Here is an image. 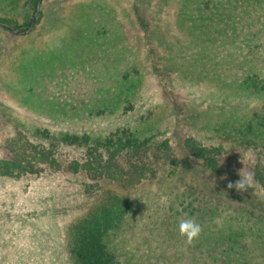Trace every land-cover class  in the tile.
Wrapping results in <instances>:
<instances>
[{
  "label": "rangeland",
  "instance_id": "1",
  "mask_svg": "<svg viewBox=\"0 0 264 264\" xmlns=\"http://www.w3.org/2000/svg\"><path fill=\"white\" fill-rule=\"evenodd\" d=\"M26 1L0 0V17L23 24L31 13ZM174 5L158 0H42L29 32L17 34L0 27L1 157L18 156L24 143L19 133L32 145H48L49 139L38 135L36 127L93 138L126 127L138 131L139 137L162 131L161 138L168 140L166 148H150L136 168L128 166L124 153L113 157L114 177L74 170L72 162H81L85 148L76 143L58 146L54 140L59 165L39 164L35 172L17 177L0 175V264H76L67 251L70 227L111 194L127 198L130 212L114 222L113 232L120 234H111L109 248L121 264L148 262L134 245L138 234L147 240L143 235L152 230L155 213L149 206H162L182 191V182L170 178L168 159L176 155L172 124L178 119L185 126L188 117L202 113L208 104L216 113L225 105L230 117L241 113L232 103L236 90L220 86L200 70L195 80L188 76L181 56L192 48L178 47L174 53L164 42L150 41L152 26L160 29V39L174 43L177 37L192 36L177 25L179 7ZM238 41L233 43L239 54L255 43L244 47L246 40ZM218 47L220 53L235 50L227 42ZM46 61L47 78L32 77L31 71ZM121 71L132 80V87L124 90L127 102L118 98ZM210 92L228 101L211 103ZM190 131H202L201 125L194 124ZM229 135L219 156L223 175L235 182L239 173H250L257 164L264 177V134L261 139L254 136L260 147L249 150L238 143V136ZM101 152L107 159V152ZM247 210L253 216L263 214L255 206ZM246 234L240 244L258 241L251 232ZM259 240L264 243V229ZM260 244H255L258 252ZM253 262L264 264V258L257 255Z\"/></svg>",
  "mask_w": 264,
  "mask_h": 264
},
{
  "label": "trees",
  "instance_id": "2",
  "mask_svg": "<svg viewBox=\"0 0 264 264\" xmlns=\"http://www.w3.org/2000/svg\"><path fill=\"white\" fill-rule=\"evenodd\" d=\"M158 1L168 3L170 7L174 4L175 8L179 7L180 19L177 25L192 36L177 37L174 43L168 38L160 39V29L152 26L155 28L149 34L150 41L161 45L164 42L170 49H175L170 51L174 53L179 51L178 47L182 51L192 48V51L189 49L181 56L182 65L189 68L188 76L195 80L197 70H200L206 74L205 77L211 75L216 78L220 86L236 90L232 103L237 104L234 107L241 113L239 117H230V110L225 105L220 113H216V107L208 104L202 113L188 117L185 126L181 127L179 120H174L171 135L176 155L168 159V164L172 166L169 175L172 180L182 182V191L174 193L162 206H149V211L155 213V221L151 222L152 230L148 228L145 231L143 236L147 240H140L138 234L135 238L139 241L134 248L149 258L145 264H253V258L257 255L264 258V243L260 244L259 240L261 230L264 229V177L256 164L250 168L253 177L251 188L243 193L238 192L235 187L230 189L228 184L234 182L223 175L219 156L223 153L225 138L231 137L229 134L238 136V143L245 150L261 145L255 142L254 136L261 139L264 134V0ZM36 2L37 0L26 1V4L31 5V13L23 24L1 17L0 22L18 28L27 27ZM187 22L189 25L185 24ZM0 27L11 31L9 26L0 24ZM189 39L193 40L188 44ZM234 39L246 40L244 47H250L251 42L255 43L239 54L237 45L233 43ZM224 42L233 45L235 50L227 53L223 50L220 53L218 46ZM56 51L60 52L58 48ZM46 64L49 66L46 61L38 70L31 71V76L44 79ZM40 68L42 76L38 73ZM127 75L128 72L122 71L119 75L121 82L118 98L125 102L128 97L124 90L132 87V80ZM208 97L211 103L221 100L226 104L228 101L227 97H218L216 92L208 93ZM55 105L56 103L52 104L53 107ZM217 115L219 117L216 118ZM194 124H200L202 131L191 133L190 127ZM33 130L38 135L47 137L48 145H32L19 133L21 139H24L21 150L19 149L16 157L0 156V175L17 177L22 173L35 172V167L39 164L45 163L51 167L59 165L54 157L52 140L58 146H62V143H76L77 147L85 148L81 162H72L74 170L82 168L93 175L96 171L108 177H114L113 157L115 159L124 153L128 166L136 168L134 165L140 164L139 158L145 157L150 148L160 150L168 147L167 138H161L162 131L152 133L149 137H139L136 135L138 131L120 127L104 137L93 138L86 134L62 131L51 133L40 127ZM102 150L107 152V159H104ZM96 205L85 217L71 225V243L67 251L76 264H121L114 249L111 250L107 243L111 234H120L113 232L114 222L130 212L128 200L111 194ZM248 206H255L263 214L253 216L247 210ZM233 214L239 215V218ZM189 217L202 226L199 238L190 245L178 231L179 221ZM248 232L258 241L254 243L250 240L249 244H240ZM124 235L126 236L125 232ZM255 244H260V252L255 249Z\"/></svg>",
  "mask_w": 264,
  "mask_h": 264
},
{
  "label": "clouds",
  "instance_id": "3",
  "mask_svg": "<svg viewBox=\"0 0 264 264\" xmlns=\"http://www.w3.org/2000/svg\"><path fill=\"white\" fill-rule=\"evenodd\" d=\"M253 177L250 173L240 174L239 179L233 183L228 184V188H233L238 192H245L252 186ZM179 235L184 238L187 244H192V242L199 238L202 232V226L194 218H186L179 221L178 227Z\"/></svg>",
  "mask_w": 264,
  "mask_h": 264
},
{
  "label": "water",
  "instance_id": "4",
  "mask_svg": "<svg viewBox=\"0 0 264 264\" xmlns=\"http://www.w3.org/2000/svg\"><path fill=\"white\" fill-rule=\"evenodd\" d=\"M42 0H37L36 2V6H35V11L32 15V18H31V22L30 24L27 26V27H24V28H18L14 25H8L6 23H3V22H0V24L4 25V26H9L10 30L13 32V33H17V34H24V33H27L29 32L34 23H35V20H36V17H37V13H38V10H39V7H40V3H41Z\"/></svg>",
  "mask_w": 264,
  "mask_h": 264
}]
</instances>
